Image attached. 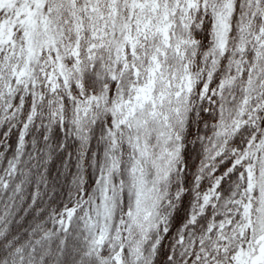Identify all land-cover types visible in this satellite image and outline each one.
Segmentation results:
<instances>
[{"label":"snow or ice","instance_id":"snow-or-ice-1","mask_svg":"<svg viewBox=\"0 0 264 264\" xmlns=\"http://www.w3.org/2000/svg\"><path fill=\"white\" fill-rule=\"evenodd\" d=\"M0 264H264V0H0Z\"/></svg>","mask_w":264,"mask_h":264}]
</instances>
